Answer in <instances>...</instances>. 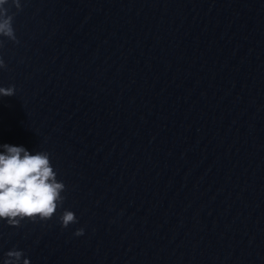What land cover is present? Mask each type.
Segmentation results:
<instances>
[{
    "label": "water",
    "instance_id": "obj_1",
    "mask_svg": "<svg viewBox=\"0 0 264 264\" xmlns=\"http://www.w3.org/2000/svg\"><path fill=\"white\" fill-rule=\"evenodd\" d=\"M20 4L0 145L47 151L66 191L0 220V264H264V0Z\"/></svg>",
    "mask_w": 264,
    "mask_h": 264
},
{
    "label": "clouds",
    "instance_id": "obj_2",
    "mask_svg": "<svg viewBox=\"0 0 264 264\" xmlns=\"http://www.w3.org/2000/svg\"><path fill=\"white\" fill-rule=\"evenodd\" d=\"M17 10L21 9L20 0H11ZM9 0H0V37L17 41L13 27L14 14H9L5 5ZM3 40H0V46ZM0 68H6L0 57ZM15 85L0 86V96L15 95ZM0 148V220L10 226L19 227L21 222L48 221L62 208L66 191L63 181L57 179V172L50 161L47 151H36L34 154L24 146L2 144ZM63 228L77 223V217L71 210L64 209L59 216ZM84 234L78 228L74 235ZM23 251L13 248L5 253L3 264H30L23 258Z\"/></svg>",
    "mask_w": 264,
    "mask_h": 264
}]
</instances>
